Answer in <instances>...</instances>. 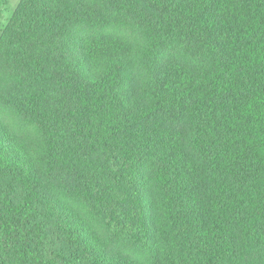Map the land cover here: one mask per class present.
Instances as JSON below:
<instances>
[{
	"label": "trees",
	"instance_id": "trees-1",
	"mask_svg": "<svg viewBox=\"0 0 264 264\" xmlns=\"http://www.w3.org/2000/svg\"><path fill=\"white\" fill-rule=\"evenodd\" d=\"M0 63V264H264V0H20Z\"/></svg>",
	"mask_w": 264,
	"mask_h": 264
},
{
	"label": "rangeland",
	"instance_id": "rangeland-1",
	"mask_svg": "<svg viewBox=\"0 0 264 264\" xmlns=\"http://www.w3.org/2000/svg\"><path fill=\"white\" fill-rule=\"evenodd\" d=\"M20 0H2L1 13H0V32L7 25L10 16L12 15L14 9L18 5ZM6 67L0 63V79L5 80L4 73Z\"/></svg>",
	"mask_w": 264,
	"mask_h": 264
}]
</instances>
